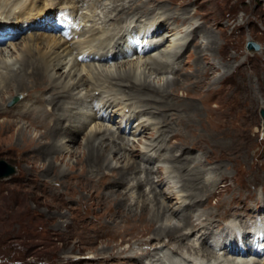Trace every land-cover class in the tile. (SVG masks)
I'll return each instance as SVG.
<instances>
[{
  "label": "rangeland",
  "instance_id": "1",
  "mask_svg": "<svg viewBox=\"0 0 264 264\" xmlns=\"http://www.w3.org/2000/svg\"><path fill=\"white\" fill-rule=\"evenodd\" d=\"M126 2L127 5H139V8L135 12H130L128 16L123 15L121 22L110 20L109 23L114 22L121 26L130 24L132 29L137 24L133 33L147 35L148 30L154 31L159 24L155 19L158 17L162 19L164 14L171 17L170 21L174 26H178L172 35L168 34L167 28L157 32L153 42L159 46L146 55L166 59L167 56L162 55L163 51L171 48L172 51L180 52L177 61L182 67L180 75L183 74V77L173 89H170L172 91L170 95L168 94L171 103L179 105L166 110L160 109L161 111L158 109L159 112L155 111L158 103L157 106L155 104V108L151 106L155 111L152 114L155 127L151 126V129H148V135L138 141L132 152L134 153L132 158L140 163H145L155 170L160 167L161 172L156 173L153 170L152 176L155 180L153 186L157 189L156 195L164 201L166 210L169 209L164 221L175 222L178 215L176 212L188 209L187 205L192 202L193 197L187 188L183 190V184L178 180L181 174L172 170L166 160L159 162L164 157L165 149L147 155V158H152L150 159L153 163L142 161L140 146L156 140L160 133L154 136L151 132L158 129H162L161 132L166 134L162 132V137L159 136L156 140L159 144L166 143V150L167 148L170 150L169 148L174 146L172 142L175 141L173 153L179 154V150H185V155L180 157L182 160L187 154L200 157L202 164H197L201 171L200 175L211 179L205 194L209 190L212 193L197 201L192 206L194 209H188L195 215L193 223L198 226L202 223L207 224L211 220L205 219L210 213L213 216L221 214V217H216L212 222L217 227L231 223L234 217L242 218L247 220L246 226L232 229L233 234L241 236L243 232H249V235L255 237L262 235L256 233L257 227L254 226L257 223L264 224V219L262 220L264 212L260 210L264 205V121L261 115L264 108V0H126ZM154 8L160 9L161 12ZM120 12L114 13L116 15ZM180 14L188 21L185 23L182 19L178 21L177 17ZM49 23L55 24V21L49 20ZM195 27L198 32L194 34L198 37L195 41L191 38L187 42V45L192 44L191 47L181 50L180 44L187 41L183 39L190 33L187 31H193ZM14 31L19 30L7 29L4 32L5 35H10ZM28 31L46 33L48 31L55 34L41 28ZM28 31L26 33H29ZM209 32L213 36H210V39H213L207 48L209 40L205 33ZM10 40H17L19 46L23 44L21 38ZM10 40L3 42L0 48H4ZM248 41L257 42L260 50H247ZM133 54L134 52L132 57L128 58H135L136 55ZM81 55L87 57V54ZM108 58L101 63L123 60L122 56H119V59H112V54ZM101 63L97 65H103ZM163 76L174 77L173 73L169 72L159 74L162 79ZM155 83L161 85L164 80H155ZM34 85L38 86L31 87ZM28 86L31 88L25 91L27 94L15 93L7 101L5 105L7 109L21 103L25 97L29 103L30 98L34 96H41L42 104L45 105V98L52 94L50 88L45 87L49 86L48 80L30 81ZM130 92L131 95L138 93V89L130 87L128 93ZM96 93L99 94L100 91ZM117 96L115 103L123 99L128 101V98H124L118 92ZM16 97H19L17 103L12 104ZM92 97L87 98L86 104L92 101ZM134 102H131L133 105L131 108L139 112H135L136 117L128 122V117H123V110L119 106L118 112L109 110L105 113L101 111L100 114L104 116L112 114L113 121L106 124L116 130L118 127L119 130L125 129L127 136L138 140L141 136H134L132 132L137 130V124L145 118L143 113L145 107L136 100ZM186 102L189 105L184 107L183 104ZM100 103V100L93 103L97 111ZM191 103L200 109L192 111L195 108H192ZM50 108L52 107H47L44 113ZM129 109L127 107L126 111ZM192 114L193 118L190 120ZM4 119H18L27 122L28 130L32 132H45L44 129L36 128V125L15 114L10 116L6 114V110H0V160L4 159L17 166L14 175L0 179V264H150L158 258L167 260V257L174 256L179 259L181 257L179 254L183 253L192 259L204 260V257L200 255L198 257L195 251H188L185 246L182 249L176 247V242L173 243L170 238L172 236L158 238L155 230L158 223L152 224L147 220L153 209L147 212L138 209L127 215V210L118 207L116 199L123 197L120 191L127 185L126 181L116 183L112 179L113 184L107 188L105 183L108 181L107 178H114L113 171L105 176L102 175L104 171H97L96 175L92 176L89 165L80 160L81 154H65L64 158L56 160L57 169L50 170L46 160L48 157H43L39 150H34L33 147H27L16 132L2 130V127L8 124L2 121ZM88 129L86 127L76 134L73 147L83 150L81 141ZM169 134L175 135L170 137ZM71 135L74 136V133ZM45 136V140H41L43 143L51 140L50 136ZM130 143L133 144L132 141ZM121 149L123 151V147ZM118 157L119 154H116L115 161ZM61 170L64 171V176L60 175ZM145 172L144 170V174L141 173L140 176L147 177ZM161 173L165 178L163 181H159ZM144 189H147L146 185ZM134 191L129 192L133 195ZM108 193H113L114 196L109 198ZM124 199L126 203L130 202L125 196ZM135 203L140 204V199ZM149 204L151 208L153 203ZM262 210L264 211V207ZM196 213L202 214L199 219ZM205 230L207 226H200L195 231L190 230L193 234L191 242L195 241L197 249L203 242L210 245L217 240L213 234L204 240L201 235ZM219 230L221 231L217 228L215 232H220ZM179 235L180 233L175 234L173 239L176 241ZM172 249L181 250V253H176ZM257 259L264 263V252Z\"/></svg>",
  "mask_w": 264,
  "mask_h": 264
},
{
  "label": "bare ground",
  "instance_id": "2",
  "mask_svg": "<svg viewBox=\"0 0 264 264\" xmlns=\"http://www.w3.org/2000/svg\"><path fill=\"white\" fill-rule=\"evenodd\" d=\"M126 3V0H0V35L2 31L7 29L19 30V33L12 32V39H23V44L21 46H19L17 40H10L6 43L4 48H0V110H6L7 115L11 116L15 114L17 117L19 116L31 124L36 125V128L44 129L45 134L28 130V123L18 120L19 118L2 120L8 123L6 126L2 127V130L16 132L18 138L24 141L27 147H33L34 150H39V153H41L43 157H48L46 160L49 163L50 170L56 167V160L64 158L65 154H81L80 160L89 165L92 176L96 175L97 171H104L102 174L104 176L113 171L114 178L105 177V179H108L105 183L106 187L108 188V186L112 185L113 180H115L116 183H124L126 181L127 185L125 189L120 191L123 197H117L116 199L118 207L121 206L127 210V215H131L138 209L146 212L153 209L152 215L149 216L147 220L152 222V224L153 222L158 223L155 229L158 238L165 239L166 237L172 236L170 238L173 240V243L176 242V247L182 249L185 246L188 251H195L198 257L199 255L204 257V260L200 258L192 259L190 256H186L183 253L182 255L179 254L181 256L179 259L174 256L171 258L167 257V260L158 258L156 261L154 260L155 262L153 261L150 264H262L257 258L250 257V255L253 254L254 245L256 244L255 236L251 237L249 232H243L241 236L232 233V229L235 230L246 226L247 220L242 218L239 219L234 217L231 223H224L217 227V225L212 222L216 217H221V214L213 216V214L210 213L209 217L205 220L211 221L207 224L202 223L200 225L207 226V230H205L201 236H203L202 238H204V240H207V238L213 234L214 238L217 239L216 242H214V244L210 243V245H205L203 242L200 244L199 249H197L195 241L191 242V236L193 234L190 233V230L195 231L200 226L193 223L195 215L192 211H188V209H192V206L196 204L197 201L202 200L201 198L205 195L212 193V191L209 192V190V193L207 192L205 194L211 179L204 175V177L200 175L201 171H199V165H197L202 164V159L200 157L199 159L196 156L194 157L193 155L187 154L182 160L180 157L185 155V150H179V154L173 153L175 141L172 142L174 146H171L169 148L170 150L167 148L168 151L165 148L166 143L160 142L159 144V141L157 142L156 140L159 139L163 131L161 132L162 129H158L156 132H151L154 136L156 133H160L156 136V140H151L148 143L143 141L147 145H139L140 151L142 152V161L144 162V160H146L149 163H153L151 160L152 158H147V155L153 151L156 152L165 149L163 152H165L164 157L166 155V158L164 159L163 157L159 162H165L166 160V162L170 164L169 167L172 168V170H176L178 174H181L178 180L183 184V190L187 188L186 190H188L190 196L193 197L192 202H189V205H187L188 209H182L176 212L178 215L175 222L167 223L164 221L169 209L167 208L166 210L167 206L163 203L164 201H161L156 195L155 190L157 189L153 186L155 180L152 176L153 170L156 173L161 172L159 169L160 167L155 170L145 163H140L132 158V154H134L132 152L137 147L138 141L147 136L149 132L148 129H151V126L155 124L152 122V114L158 111V109L166 110L179 105L171 103L168 94L170 95L172 92L170 89H173L176 83L179 82L178 80L183 77V74L180 75L182 67L179 65L180 62L177 61L180 57L178 56L180 52L177 50L172 51L171 48L170 50H165L162 52V55H166V59L156 55H146L147 52L144 54L137 53L129 40L130 37L135 35L133 32L137 24L133 26L132 29V25L130 24L121 26L118 25V23H114L118 21L121 22V17L123 15L128 16L130 12H135L139 8V5L133 6L131 4L127 5L128 3ZM155 10H159V13L161 12L160 9ZM117 11L121 12L115 15ZM57 15L61 20L65 19V15L71 17L75 24L73 28V38L68 39L61 34H56V32L55 34L51 32L48 33L47 30L54 31L53 28L55 27L53 23H49V20H53L54 22L58 19L56 18ZM162 15L166 18L162 16V19H159L160 17L155 19L159 24L156 25L154 31L151 32L148 30L147 35H145V33L142 34V38H147L152 48L157 47L158 43H154L153 38H155L156 33L162 28H167L168 34L171 35L175 34L178 29V26H174V23H171V17L164 14ZM179 19H182L183 23L188 21L187 18L182 17L181 14L177 17L178 21ZM110 20H114V22L109 23ZM46 22L47 24L44 25ZM33 28L45 29L47 33L45 31H28ZM196 29L197 27H195L193 31H187L190 33H186L187 35H185L183 39L187 41L180 44L179 48L181 50L191 47L192 44L189 43L187 45V42L191 38H194L195 41V38L198 37H195L196 35L194 34L198 32V29ZM26 31L29 33H26ZM22 33L23 35L26 33V35L23 36ZM205 34L209 40V43L207 42L208 48L213 38L210 39V36H212L210 32ZM132 50H134L136 56L135 58L129 59L128 57L132 55V53H130ZM81 54H87L90 57L89 61L81 60ZM110 54H112V59L122 56L123 60H120V62L116 61V59L114 63H101L105 61V59H109L108 56ZM170 56L172 59H170ZM98 63L103 65H97ZM106 64L113 65L107 66ZM225 68L228 67L225 66ZM166 72L173 73L174 77L168 78L163 76V79L159 77L160 73L164 75ZM45 79L49 82V86L45 87L50 88V92L52 93L48 98H45V105L42 104L41 96H34L30 98L29 103H27L28 99L25 97L21 103L13 108L7 109L5 105L15 93L19 94L24 92L23 94H27L25 91L29 88L38 86L34 85L29 87L30 85L28 86V83L30 81L37 82ZM155 80H164V83L158 85L155 83ZM259 85L260 83H258V88L260 89ZM130 87L136 90L138 89V93L132 95L131 92L128 93ZM105 88L108 89L105 90ZM98 90L100 91L99 94L96 93ZM117 92L124 98H128V101L123 99L121 102L115 103L118 97ZM89 96H93L91 98L92 101L86 104V100ZM99 100L101 103L97 111L93 103ZM133 100H136V102L141 103L145 107V111H143L145 118L142 117L143 119L136 126L137 130L132 132L134 136H141L138 140L127 136L125 129H121V131L117 126L118 128L116 130L113 129L111 125L106 124L113 121L114 116L112 114H108L109 116L100 114L101 111L105 113L109 110L118 112L120 111L119 107H121L123 110L122 114H124L123 117H128V122L136 117V113L139 112L137 109L131 108L133 106L131 104V102H134ZM156 103L159 105L157 106ZM155 104L158 108L154 107ZM191 104L192 108H195L192 109V111L200 109L199 106L194 103ZM183 105L187 107L189 104L186 102V104ZM151 106L155 108V111ZM47 107L52 108L44 113ZM127 107L130 108L128 112L126 111ZM146 115H150V117ZM45 116L47 118H45ZM182 116L183 114L181 117ZM191 118H193V114L190 120ZM86 127L89 129L82 138L81 145L84 147L81 151L77 147H73L72 143L76 138V134L83 131ZM154 127L155 126H153V128ZM35 132L37 134H35ZM71 133H74V136H72ZM45 135L50 136L51 140L43 143L41 140H45ZM172 135L173 134H169L170 137ZM175 140L177 139L175 138ZM131 141L133 144L130 143ZM116 143H120V145L118 146ZM122 147L123 151L121 149ZM116 154H119V157L115 161ZM174 161H178L179 163H172ZM194 165H196L195 168ZM116 170H119V172H116ZM144 170L148 175L147 177H144V175L140 176L141 173L144 174ZM137 171H140V173H137ZM60 172V175L64 174L63 170ZM160 176L161 180L159 181H163L165 179L163 174L161 173ZM145 185L147 186L146 190L144 189ZM129 191H134L135 193L131 195ZM200 191H203V193H200ZM148 193H152V195ZM196 194L197 196H194ZM113 196V193H108L109 198ZM124 196L129 199L130 202L126 199V203ZM138 199H140L141 203H138V205L137 203L134 204ZM150 202L153 203L151 208ZM263 207L264 205L262 208ZM262 208L260 210L264 212ZM201 215V213H196L198 219ZM263 219L264 218H262V220ZM192 225L193 227L189 228V226ZM254 227L258 228V233H264V224L257 223ZM217 228H220L221 231L215 232ZM182 231H184L183 235H181ZM177 233H180V235L175 241L173 237H175ZM257 242L258 244H264V234L262 238H260V236L257 238ZM181 244H183L182 247ZM145 245H149V243H145ZM173 251L181 253V250ZM262 252L263 251H261L260 254H262ZM260 254L258 256H260ZM93 258L95 259V257ZM252 259H254L253 262H251Z\"/></svg>",
  "mask_w": 264,
  "mask_h": 264
},
{
  "label": "water",
  "instance_id": "3",
  "mask_svg": "<svg viewBox=\"0 0 264 264\" xmlns=\"http://www.w3.org/2000/svg\"><path fill=\"white\" fill-rule=\"evenodd\" d=\"M260 48H261L260 45L254 41H248L247 43V49H249L250 51L260 50ZM18 99L19 97L14 98L12 104H15ZM261 115L264 121V108H262L261 110ZM16 172H17V166L9 163L4 159L0 160V179L10 177L14 175Z\"/></svg>",
  "mask_w": 264,
  "mask_h": 264
}]
</instances>
